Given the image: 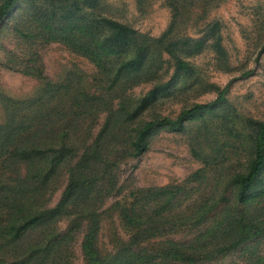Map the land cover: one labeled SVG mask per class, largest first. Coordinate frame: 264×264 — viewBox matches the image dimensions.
I'll use <instances>...</instances> for the list:
<instances>
[{
  "label": "trees",
  "instance_id": "trees-1",
  "mask_svg": "<svg viewBox=\"0 0 264 264\" xmlns=\"http://www.w3.org/2000/svg\"><path fill=\"white\" fill-rule=\"evenodd\" d=\"M146 1L137 3L143 8ZM220 1L167 0L170 21L152 35L105 13L103 0H0V33L14 42L5 46L0 66L41 82L35 96L0 92V264H76L71 243L78 234L84 264H195L242 244L244 264H264L256 248L264 235V118L236 115L245 133L228 140L240 142L246 162L227 177L217 198L190 199L185 181L129 188V198L104 206L124 189L120 162L142 155L163 129L184 132L199 121L193 153L203 152L206 163L213 156L219 170L230 161L222 133L211 124L217 118L234 126L227 97L232 79L220 85L196 77L203 90L215 91L214 99L185 103L175 115L157 109L161 93L194 74L190 56L209 49L219 68L231 69L221 21L207 17ZM193 10L196 35L182 31ZM51 41L94 64L92 91L82 90L75 75L49 79L40 46ZM139 82L152 85L131 100L126 92ZM61 173L66 180L51 205ZM108 211L129 228L111 247L100 243Z\"/></svg>",
  "mask_w": 264,
  "mask_h": 264
},
{
  "label": "rangeland",
  "instance_id": "rangeland-1",
  "mask_svg": "<svg viewBox=\"0 0 264 264\" xmlns=\"http://www.w3.org/2000/svg\"><path fill=\"white\" fill-rule=\"evenodd\" d=\"M166 1L147 0L141 8L137 0H103L102 7L105 13L126 21L139 30L159 35L167 27L171 17L170 7ZM194 17V10L188 13V17L183 22L185 28L182 31L192 35L197 34L193 24ZM207 17L221 21L222 41L228 51L231 69L226 71L219 68L213 52L209 49L190 56L189 60L196 67L194 74L179 80L170 90L161 93L157 109L162 113L175 115L185 103L206 102L214 99L215 91L203 90L205 84L194 82L196 77L204 79L203 83L213 81L220 85L232 79L227 97L233 107L230 117L234 126L227 121L222 123L217 118L211 124L215 131L222 133L219 138L225 141V149L230 151V161L225 160L223 167L219 170L215 169L216 160L213 156L208 157L213 161L206 163L203 152L200 155L193 153L191 148L193 131L199 121L190 124L184 132L163 129L152 137L149 148L142 155L127 156L120 162L117 172L119 180L124 184V189L122 194L109 197L104 206L120 197L129 198L130 189L133 187L180 184L185 181L188 182L190 199L202 197L201 201L205 199L209 201L219 196L227 177L234 170L244 166L246 162L244 148L241 147L240 142L238 145V142H231L228 139H233L235 132L242 130L240 137H243L245 133L236 115L264 118V48L260 51L261 41L264 40V0H221L210 7ZM4 32L0 33L1 59H3L5 46L10 47L13 42L10 41L9 36L4 35ZM40 52L44 70L49 79L59 81L75 75L82 90H93L91 81L96 67L88 58L73 52L58 41L41 45ZM169 66L166 75L172 70L171 65ZM248 69H251V72L245 74L243 71ZM151 85V82H139L129 88L126 95L134 100V97L141 96ZM40 86L41 82L35 77L0 66V92L13 97L35 96ZM127 104H129L128 100ZM3 115L4 111L0 104V120ZM103 118V112L96 117L93 125L95 129L103 122ZM227 126L233 129L232 133H229ZM233 143L238 146H234ZM65 177L64 173L57 176L55 189L51 193L49 202L51 205L58 200ZM64 225L65 221H60V226ZM128 233L129 228L122 225L114 213L108 211L102 215L101 244L111 247L117 236L125 237ZM80 237L81 235L78 234L71 243L72 259L76 264H84ZM256 243L258 251L264 253V235L259 237ZM242 245L195 264H244L248 253Z\"/></svg>",
  "mask_w": 264,
  "mask_h": 264
}]
</instances>
